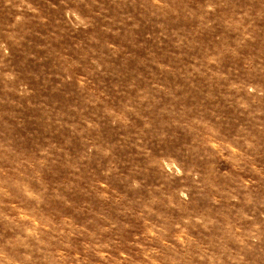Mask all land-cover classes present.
I'll return each instance as SVG.
<instances>
[{"label": "rangeland", "instance_id": "rangeland-1", "mask_svg": "<svg viewBox=\"0 0 264 264\" xmlns=\"http://www.w3.org/2000/svg\"><path fill=\"white\" fill-rule=\"evenodd\" d=\"M0 264H264V0H0Z\"/></svg>", "mask_w": 264, "mask_h": 264}]
</instances>
